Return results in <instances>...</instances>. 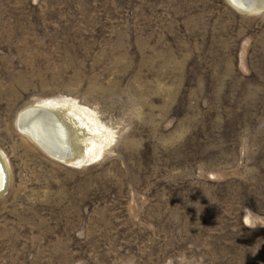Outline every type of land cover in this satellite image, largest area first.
<instances>
[{
    "label": "rangeland",
    "instance_id": "1",
    "mask_svg": "<svg viewBox=\"0 0 264 264\" xmlns=\"http://www.w3.org/2000/svg\"><path fill=\"white\" fill-rule=\"evenodd\" d=\"M48 101L99 156L21 133ZM0 157V264H264V0H0Z\"/></svg>",
    "mask_w": 264,
    "mask_h": 264
},
{
    "label": "bare ground",
    "instance_id": "2",
    "mask_svg": "<svg viewBox=\"0 0 264 264\" xmlns=\"http://www.w3.org/2000/svg\"><path fill=\"white\" fill-rule=\"evenodd\" d=\"M231 2L235 3L238 0ZM252 7L251 5L250 8ZM238 8L249 10L243 5ZM83 108L48 101L44 105L22 111L18 127L22 134L29 137L41 149L53 153L52 156L57 160L79 164L84 159L91 160L100 155L97 140L99 138L102 141V137L105 136L104 128L95 122L92 113ZM0 160L2 162L1 157Z\"/></svg>",
    "mask_w": 264,
    "mask_h": 264
},
{
    "label": "water",
    "instance_id": "3",
    "mask_svg": "<svg viewBox=\"0 0 264 264\" xmlns=\"http://www.w3.org/2000/svg\"><path fill=\"white\" fill-rule=\"evenodd\" d=\"M19 119V118H18ZM18 119H17V126H18ZM41 149V148H40ZM44 154H46L48 157L58 161L54 156H52L51 153L46 152L44 149H41ZM6 172L3 165V162L0 160V193H2L5 190L6 187Z\"/></svg>",
    "mask_w": 264,
    "mask_h": 264
},
{
    "label": "clouds",
    "instance_id": "4",
    "mask_svg": "<svg viewBox=\"0 0 264 264\" xmlns=\"http://www.w3.org/2000/svg\"><path fill=\"white\" fill-rule=\"evenodd\" d=\"M244 224L245 226L249 227V228H256L257 227V223L254 221V219L252 218L251 215V210L250 209H244Z\"/></svg>",
    "mask_w": 264,
    "mask_h": 264
}]
</instances>
